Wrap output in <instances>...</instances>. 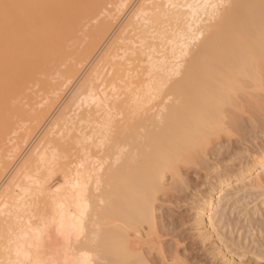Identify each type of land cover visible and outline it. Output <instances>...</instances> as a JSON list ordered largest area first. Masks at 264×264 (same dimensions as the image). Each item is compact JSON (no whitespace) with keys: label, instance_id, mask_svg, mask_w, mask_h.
Wrapping results in <instances>:
<instances>
[{"label":"bare ground","instance_id":"1","mask_svg":"<svg viewBox=\"0 0 264 264\" xmlns=\"http://www.w3.org/2000/svg\"><path fill=\"white\" fill-rule=\"evenodd\" d=\"M263 113L264 0H0V264H264Z\"/></svg>","mask_w":264,"mask_h":264},{"label":"rangeland","instance_id":"2","mask_svg":"<svg viewBox=\"0 0 264 264\" xmlns=\"http://www.w3.org/2000/svg\"><path fill=\"white\" fill-rule=\"evenodd\" d=\"M68 92H70V90ZM244 118L246 120H248L250 118L249 114L248 115L246 114ZM261 119H262V121L264 120V113L261 115ZM261 133L264 134V127L257 128V130L256 129H249V130H244V131H240V132L239 131H233V133L230 134V135H226L225 133L222 134V139H223L222 141H224V143L226 142L225 143L226 146L232 147L234 145V147H236L235 150H237V151L242 149V148H244V147L252 146L253 150H255L254 152L255 153L257 152L256 154L258 155V153L260 154V153L264 152V137L262 138V136H259V135H262ZM248 135H250V136H248ZM232 136H233V138H232ZM227 137L231 140L232 144H228V140L229 139ZM238 138L239 139H243V140L239 141ZM258 139H260V140H258ZM219 142H221V141H219ZM241 142H243L244 144L242 145ZM225 145H221L222 152H225V150H226V146ZM231 156H233V155H231ZM231 156H230V154L226 153L224 158L223 157L221 158V159L224 160V162L226 164H228L227 167L228 166H234L237 163H239V161H240V159L238 160V158H236V156H234L233 158ZM214 158H212V160H215ZM206 160H207V158H205V159L198 158L197 159V163H198L197 166L198 167L197 166H191L192 167L191 170L190 171H186V173L190 174V181H191V184L193 185V189H196L197 188L196 185L200 183V176H204V174L206 173V169L208 167V163L210 164V162H208ZM199 165L201 167H199ZM257 176H258L257 172H254L251 175L246 176L247 178L243 177V179L238 181L237 184L235 182V184L233 186H235V185L237 186L239 182H240L241 186H244L245 184L250 182V180H253L254 178H257ZM171 182L172 181H168L167 183H171ZM194 182H196L197 184L194 183ZM190 188L191 187L183 190L182 193L180 192L178 194L179 195L178 196L179 197L178 201L176 203H173L172 205L170 204V207L173 208L175 211H177L178 213H180L181 215H183L185 217V221L186 222L188 221L187 225L188 226H192L191 229H193L189 233L190 234L192 233L193 235H196V234H198V231L195 230L194 222H195V214H196V206H197V200L196 199H198V197L193 196V194L195 192L192 193L193 192L192 188L191 189ZM226 188H229V187H226ZM251 193L254 194V195L251 196L250 198H247L244 201H241L240 199H238L243 193H240L237 196L235 195L233 197V199L234 200L236 198L237 199L235 200L234 206L228 205L227 202H225V201L220 204V208H222L223 212L227 216V218H226L227 221H228L227 224L231 225V223H233L235 225L237 223V226L233 227V228L235 230L240 229L239 233H235L234 235H231V236H228V237H230L232 239L237 237L236 240L239 243L242 242V243L247 244L248 243V239L251 240V241L254 240L253 236L256 235L257 233L256 232H252V229L249 228L250 225H252V223H253V222H250V221L262 218V214L264 213V189H261V190H258V191H251ZM238 200L240 201V203H239ZM218 201H216L217 204H218ZM163 208L164 207H161L160 209L163 210ZM226 212H228V215H227ZM258 216H259V218H258ZM215 218H216L215 220H217L220 217L216 216ZM207 220L209 221V218H207ZM240 224L242 225L243 228L239 227ZM248 229L251 230L250 233H248L244 237H241V235L243 233H245V231L248 230ZM212 248H213V250H216L219 247L217 245H214V246H212ZM248 249H249L248 250V253H249L250 249H253V246H249ZM229 251H231V250H229ZM236 254H237V252H232V254H230V255H233V256L235 255L236 256Z\"/></svg>","mask_w":264,"mask_h":264}]
</instances>
